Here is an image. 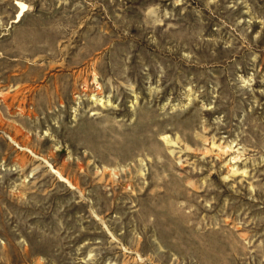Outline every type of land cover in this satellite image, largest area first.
<instances>
[{"label":"rangeland","instance_id":"rangeland-1","mask_svg":"<svg viewBox=\"0 0 264 264\" xmlns=\"http://www.w3.org/2000/svg\"><path fill=\"white\" fill-rule=\"evenodd\" d=\"M0 264H264V0H0Z\"/></svg>","mask_w":264,"mask_h":264},{"label":"bare ground","instance_id":"bare-ground-1","mask_svg":"<svg viewBox=\"0 0 264 264\" xmlns=\"http://www.w3.org/2000/svg\"><path fill=\"white\" fill-rule=\"evenodd\" d=\"M26 10V6L25 5H22L21 7V11L19 13V17L23 14V12Z\"/></svg>","mask_w":264,"mask_h":264}]
</instances>
